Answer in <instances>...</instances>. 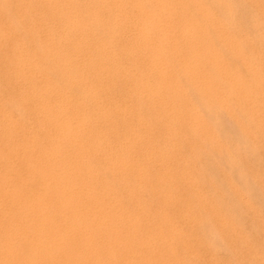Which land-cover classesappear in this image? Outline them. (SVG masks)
<instances>
[{"label": "bare ground", "instance_id": "6f19581e", "mask_svg": "<svg viewBox=\"0 0 264 264\" xmlns=\"http://www.w3.org/2000/svg\"><path fill=\"white\" fill-rule=\"evenodd\" d=\"M263 130L264 0H0V264H264Z\"/></svg>", "mask_w": 264, "mask_h": 264}, {"label": "rangeland", "instance_id": "374dc122", "mask_svg": "<svg viewBox=\"0 0 264 264\" xmlns=\"http://www.w3.org/2000/svg\"><path fill=\"white\" fill-rule=\"evenodd\" d=\"M243 7H244V6H243ZM241 10L243 11V12H241V14H242V16H243V18H241V20L243 19L241 22H243V24H245L244 22H246V20H244V19H246L245 16H246L247 13H246L245 10H243V9H241ZM247 16H248V15H247ZM244 17H245V18H244ZM231 128H232V127H231ZM231 128H230V129H231ZM232 129H233V130H232ZM232 129L230 130V132H232L231 134L233 135V132H234L235 129H234V128H232ZM236 133H238V132L236 131ZM236 133H234L235 136H232V135H231V136L233 137V139H234V138L236 139V136H238V134H236ZM229 135H230V133H229ZM259 137H260V141H258V144L255 143L254 146H253L252 143L249 141V139L245 138V140H246V142H247V143H246V147H247V148H246V147H243V145L245 144V140H243L244 142L241 141V139H239V138H241V137H239V138H237V139L235 140V141H236L235 144H236V143H237V140L239 139V143H237V146L239 147V149L241 148L240 145L244 143V144L242 145V148L240 149L239 152L242 153V150H243V151L248 155V156H247L245 153H243V155H242L241 153H239V152L237 153V157H236V158H237V161H238V160H239V161H242V163H239V162H238V163H239V168H241V170H239V168H238V169H235V171H232V169H231V171H229L230 169H228V168L226 167L227 164H226L225 162H224V165L226 164V166L223 167V165H221V164H223V161L221 162V164H220V160H217V161H216V158H217L216 156H217V155H216L215 153H214V154H215V157H214V155L212 154L213 161H214V163H215V161H216V162H219V164L222 166V169H221V166H220V165H218V164H215V165H214V163L212 162V160L208 161L207 164L205 163L206 165L204 164V166H203L204 171H207V168H208V167H209V168H208V169H209V172L211 171V173H212V170H213V174H215L213 178H216L215 176L218 175V174H217L218 172L220 173L219 176H217V178H216V179L219 180V182H218V180H215V179H214V181H216V183H218V185H219V183L221 184L222 182L225 183V176H226L227 174H229V173L232 174L233 172H235L234 177H233V178L236 179V180H235V183H239L238 180H240V183H239L240 185L237 184V186H239V188H240L241 185H243L244 187H242V188H243L244 190H245V187L248 186L250 189H248V187H247L244 193H248V194H249V192H250V193H251L250 196H251L252 194H253V195L255 194V198H256V199L253 198V197H254L253 195L251 196V198H253L254 201L250 198L249 195H248V199H247V195H245V196H246V197H245L246 200H248V201L250 200L249 203H251V201L254 202V204L251 203L252 206H250V205L247 206L248 209L251 210V212L247 209L246 206H241V205H240V202H239V204H238L239 206H241V207H240V212H241V213H242V210H243V213H242L243 216H240V217L242 218V220H244L243 223H244V222L246 223V224H245V223H244V224H245L247 230L250 229V231L253 230V229H252L253 226H254V227L257 226V223H259V222L262 223V224L264 223V221H263V220H264V191H263V190H264V181H263V180H264V179H263L264 171L261 173V171L264 170V165H263V164H264V161H260L261 159L264 160V159H263L264 156H263V154H262V153H264V147H263V146H264V130H263V133H261V135L259 134ZM247 140H248V141H247ZM240 141L243 142V143H240ZM249 142H250L251 144H248ZM260 142H261V143H260ZM257 145H258V147H259V146H260V147L258 148ZM262 145H263V146H262ZM244 146H245V145H244ZM248 146H249V147H248ZM252 146H253V147H252ZM255 146L257 147V148H256L257 151L254 150V149H255ZM251 147H252V148H251ZM261 147H262V148H261ZM244 148L247 149V150L245 151ZM248 149H249V151H248ZM261 149H262V150H261ZM250 150H251L252 152H250ZM260 150H261V152H260ZM253 151L256 152V154H255ZM259 152H260V153H259ZM211 153H213V152H211ZM257 153H258V155H257ZM238 154H239V155H238ZM250 154H252V155H250ZM253 154H255L254 157H253ZM249 155H250V156H249ZM240 156H241V157H240ZM244 156H245V158H244V160H243V157H244ZM246 156H247L248 158H247ZM255 156H256L257 158H256ZM259 156H260V157H259ZM261 156H262V158H261ZM258 157H259V159H258ZM249 158H251V159L249 160ZM260 158H261V159H260ZM240 159H241V160H240ZM253 159H254V160H253ZM255 159H256V160H255ZM257 159H258V160H257ZM248 160H249V161H248ZM245 161H246V163H245ZM256 161H257V163H256ZM209 162H212V163L209 164ZM250 162L252 163L251 165H250ZM241 164H243L244 166H243V165L241 166ZM247 164H249L250 167H252V168H250ZM253 164H254V166H253ZM255 164H257V168H256V165H255ZM258 164H260V165H258ZM217 165H218V166H217ZM262 165H263V166H262ZM207 166H208V167H207ZM213 166H214V168H213ZM219 166H220V167H219ZM245 166H247L248 168L245 167ZM259 166H260V167H263V169H261ZM216 167H217V168H216ZM218 167H219V168H218ZM228 167H229V166H228ZM242 167H243L244 169H242ZM253 167H255V169H254ZM211 168H212V169H211ZM215 168H216V169H215ZM259 168H260V170H259ZM210 169H211V170H210ZM214 169H215L216 171H215ZM248 169H249V170H248ZM257 169H258L259 171H258ZM217 170H218V171H217ZM221 170H222V171H221ZM225 170H226V171H225ZM236 170H238V171H237L238 175H239L240 173H244V174H246L247 176H246L245 179L248 180V181H250V182L248 183V182H246L245 180H244V181L241 180V179L239 178L238 175L235 176V175H236ZM243 170H244V171H243ZM245 170H246V171H245ZM251 170H253V171H251ZM254 170H255V171H254ZM214 171H215V172H214ZM220 171H221V172H220ZM228 171H229V172H228ZM239 171H241V172H239ZM256 171H257V172H256ZM207 172H208V171H207ZM222 172H224L223 174H225V173H227V172H228V173H227L226 175L223 176V175L221 174ZM255 172L257 173V175H256ZM258 172H259L260 174H259ZM248 173H249V174H248ZM254 173H255V174H254ZM231 174H229V176H232ZM261 174H262V176H261ZM221 175H222L223 177H222ZM249 175H250V176H249ZM254 175H255V179H254V177H253ZM256 177H257V178H256ZM258 177H259V178H258ZM237 178H238V180H237ZM260 178H261L262 180H261ZM257 179H258V180H257ZM254 181H255V182H254ZM257 181H258V182H257ZM242 182H243V183H242ZM262 182H263V183H262ZM224 183H223V184H224ZM245 183H246V184H245ZM256 183H258V184H256ZM261 183H262V184H261ZM244 184H245V185H244ZM247 184H248V185H247ZM259 184H261V185H259ZM262 185H263V186H262ZM219 186H221V185H219ZM257 186H258V187H257ZM259 186H260V187H259ZM225 187H226V185H224V189H223V191H224V190H227V191H228L227 187H226V188H225ZM251 187H252V188H251ZM242 188H240V189L242 190ZM256 188H257V189H256ZM259 189H261V190L259 191ZM244 190H242V191H244ZM227 191H225V192L227 193ZM246 191H247V192H246ZM253 191H254V192H253ZM261 191H262V192H261ZM228 193H229V192H228ZM228 193H227V194H228ZM256 193H259V195L256 194ZM260 193H261V195H260ZM257 195H258V197L261 198V199L258 200ZM262 196H263V197H262ZM255 202H256L259 206H257ZM233 203H236V204H237V202H236L235 200H234ZM250 207H251V208H250ZM255 207H257V208H256L257 210L255 209ZM258 207H259V209H258ZM243 208H244V209H243ZM252 208H253V209H252ZM260 208H261L262 211L260 210ZM241 209H242V210H241ZM246 209H247V210H246ZM254 210H255V211H254ZM259 210H260V211H259ZM253 212H254L255 214H254ZM248 213H249V214L251 213V214H250V217H251V218H249V214H248ZM252 213H253V215H254V218H253V216H251ZM258 213H259V214H258ZM244 214H245V215H244ZM247 215H248V216H247ZM257 215H258V216H257ZM261 215H262L263 217H262ZM255 216H256L258 219H256ZM244 217H246V219H244ZM260 217L263 218V219H260ZM239 219H240V218H239ZM251 219H252V221H249V220H251ZM254 219H255V220H254ZM237 220H238V219H237ZM245 220H246L247 222H246ZM259 220H260V221H259ZM261 220H262V221H261ZM258 221H259V222H258ZM240 222H242L241 219H240ZM247 223H248V224H247ZM255 223H256V224H255ZM254 224H255V225H254ZM247 225H248V226H247ZM249 225H250V226H249ZM263 230H264V229H263ZM246 232H247L246 234L252 233V234H249V235H252V239L255 241V243H254V247H255V249H257V248L259 249V247L261 246V248H260L259 250L257 249V251H258L259 253H261V254H264V252H263V251H264V248H263V247H264V245H263V243H264V231H263V233L260 231L261 233H260L259 236L256 234V232L254 233L253 231H252V232L246 231ZM248 232H249V233H248ZM253 233H254V234H253ZM253 235H254V236H253ZM261 235H262L263 237H261ZM257 236H258V238H257ZM256 238H257V239H256ZM262 238H263V241H262ZM258 239H259V241H258ZM261 241H262L263 243H262ZM257 242H258V243H257ZM261 244H262V245H261ZM256 245H257V246L259 245V246L256 247ZM262 250H263V251H262ZM248 256H250V254L247 255V258H248ZM224 259H225V258H224ZM247 260H248V259H247Z\"/></svg>", "mask_w": 264, "mask_h": 264}]
</instances>
